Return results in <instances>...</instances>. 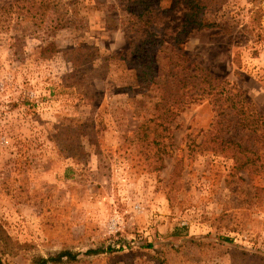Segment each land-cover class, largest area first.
Here are the masks:
<instances>
[{
  "label": "rangeland",
  "instance_id": "1",
  "mask_svg": "<svg viewBox=\"0 0 264 264\" xmlns=\"http://www.w3.org/2000/svg\"><path fill=\"white\" fill-rule=\"evenodd\" d=\"M51 3L0 0L3 264H264V147L226 109L238 163L201 143L207 96L176 108L202 75L264 121V0Z\"/></svg>",
  "mask_w": 264,
  "mask_h": 264
},
{
  "label": "trees",
  "instance_id": "2",
  "mask_svg": "<svg viewBox=\"0 0 264 264\" xmlns=\"http://www.w3.org/2000/svg\"><path fill=\"white\" fill-rule=\"evenodd\" d=\"M24 1H26V3L30 5L29 8L33 10L34 15L38 14V16H43L46 10H48L50 5L52 4V0ZM187 1L196 2L197 7H199L201 2H203V0ZM142 11H138L136 8L132 17L138 18L141 22L152 23L150 19L153 18V13L152 15L147 16L146 19H143ZM154 19H156L155 16ZM187 25H189V23L182 25V28L180 31H178L177 36L183 35L184 32H186L185 28L187 27ZM190 26H201V24L196 21L195 25ZM153 28L156 29L157 26H154ZM148 40L151 43V41H154L155 39H153L152 37L148 38ZM174 43H179L178 39H176ZM180 49L181 48L178 47V50ZM138 59L139 58L136 57L134 59L135 63H132L136 71L137 78L141 79L143 83L152 82L153 75L151 67L147 64H142L140 61L138 62ZM185 62L186 59H183L181 63L183 69H187V67H184ZM188 78L191 79L190 77H187V80L186 82H184V84H188L190 85V87L187 88L186 91H184V94L178 96V105L176 108L186 106L184 105L186 104V100H188V102H192L199 100L204 96H207L214 110V118L204 132L201 143L208 144L219 152L229 150L231 157L238 163L245 164L249 161H251L250 163H252L250 155H254L255 151L250 150L248 145H242L240 141L237 142L232 140L231 137H228L227 139L224 138V135L226 133L224 132L225 125L223 122V113L226 109H232V114L238 118L237 124L244 130H246L247 135L252 136L254 142L259 145L258 148L264 147V121L262 117L255 113L254 109L251 106L252 104L248 103L246 98L242 95V93H240L239 90L233 87H226L225 83L224 85H220L219 80L213 77H203L201 75L198 80H191L189 82ZM184 95H186V97H184ZM256 151H258V149ZM248 152L250 154L249 156L247 155ZM259 156L260 155H257L258 158ZM99 252L102 251L100 249H88L86 251L87 254H95ZM62 257H67L69 259L76 258L75 254H72L70 251H60L53 257H35L29 264H49V262L51 261L61 260ZM0 264H3L1 256Z\"/></svg>",
  "mask_w": 264,
  "mask_h": 264
}]
</instances>
